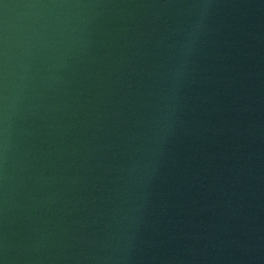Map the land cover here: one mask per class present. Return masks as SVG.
I'll use <instances>...</instances> for the list:
<instances>
[{
    "label": "water",
    "instance_id": "water-1",
    "mask_svg": "<svg viewBox=\"0 0 264 264\" xmlns=\"http://www.w3.org/2000/svg\"><path fill=\"white\" fill-rule=\"evenodd\" d=\"M0 264H264V0H0Z\"/></svg>",
    "mask_w": 264,
    "mask_h": 264
}]
</instances>
